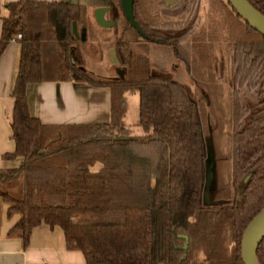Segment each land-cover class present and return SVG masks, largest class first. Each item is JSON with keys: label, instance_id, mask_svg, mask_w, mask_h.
<instances>
[{"label": "trees", "instance_id": "obj_1", "mask_svg": "<svg viewBox=\"0 0 264 264\" xmlns=\"http://www.w3.org/2000/svg\"><path fill=\"white\" fill-rule=\"evenodd\" d=\"M123 1L109 2L117 15L111 29L120 16L126 24L113 43L119 69L114 79L85 70L79 58L86 36L77 38L72 25L81 24L84 8L31 0L6 7L0 56L13 40L20 47L10 93L15 149L2 159L21 163L0 170V211L7 203L8 215L20 216L9 234L26 246L35 227H59L66 248L81 252L86 264H243L242 235L264 208V36L225 1L243 22L245 38L228 31L234 73L227 152L220 155L204 120L211 107L205 90L211 87L203 81L212 79L214 59L195 57L204 47L196 33L203 0H172L174 9L180 4L186 13L197 11L176 33L167 31L176 30L167 17L179 18L168 0H133L134 25ZM247 2L264 15V0ZM183 44L193 58L181 51ZM138 46L146 52H137ZM167 68L172 72H161ZM183 71L195 87L192 96L177 81ZM60 82L108 88L109 122L52 126L32 117L27 87ZM134 93L142 136L132 135L124 122L126 96ZM219 161L229 171L221 182ZM256 259L264 264V240Z\"/></svg>", "mask_w": 264, "mask_h": 264}, {"label": "crops", "instance_id": "obj_2", "mask_svg": "<svg viewBox=\"0 0 264 264\" xmlns=\"http://www.w3.org/2000/svg\"><path fill=\"white\" fill-rule=\"evenodd\" d=\"M18 0H0V35L2 19L9 3ZM79 5L86 10L109 7L110 0H31ZM106 16V15H105ZM113 56L117 62L115 52ZM20 47L10 42L0 56V170L17 168L21 159L3 160L2 156L15 149L11 140L13 99L10 96L18 69ZM111 58V56H110ZM30 115L44 125L106 124L110 119V90L82 83H43L27 87ZM9 205L3 203L0 211V264H86L81 252L68 250L59 227L41 224L32 230L24 246L17 235H10L19 221L18 214L8 215Z\"/></svg>", "mask_w": 264, "mask_h": 264}, {"label": "rangeland", "instance_id": "obj_3", "mask_svg": "<svg viewBox=\"0 0 264 264\" xmlns=\"http://www.w3.org/2000/svg\"><path fill=\"white\" fill-rule=\"evenodd\" d=\"M168 10L170 12L177 13L179 18L167 17L166 23L171 24L173 29L168 32L178 31L179 28L184 27L185 22H190L195 18L196 9L189 10L184 12V6L178 5L175 9L173 8L175 2L172 0L167 1ZM202 7L199 10L198 14V28L196 33L202 36V42L204 47L198 48L196 51L195 57L196 60H200L203 54H208L213 57V68H212V79L205 80V84L208 89L205 90L209 94V100L211 107L205 111V126L207 128H213L212 131V147L213 152H218L222 155L227 152V135L229 131L228 119H229V107H230V94L232 90V79L234 73V66L232 62L231 51L228 45L227 36L228 31L231 29L237 38H245L244 34V25L241 20L239 21L231 9L227 6L225 0H203L201 3ZM123 10L125 11V3H123ZM116 13L109 11L106 13V19L109 21H114L116 18ZM182 19V20H181ZM175 23H182L181 26H173ZM126 24L123 18L120 16L119 24L115 30L102 29L94 21L93 11L91 10H82V20L81 24L78 26L77 31L79 36L81 35L80 29H86V43H82L81 52L79 58L83 59L84 69L93 73L101 79H114L119 77L118 64L115 61L113 56V43L116 39L122 34L123 28ZM168 27V25H167ZM126 37V36H125ZM124 37V38H125ZM128 39V38H127ZM185 49L181 48V51L184 52L187 50L189 58H193V55L190 51V45L183 44ZM187 45V46H186ZM137 52L140 54L145 53L144 47L138 46ZM111 56V58H110ZM150 58H154L152 53L149 54ZM160 56L156 55L155 59H159ZM73 61L74 56L71 58ZM157 59V60H158ZM174 68H177V64L174 65ZM160 71V70H159ZM161 72H172L170 69H164ZM177 81L181 83L182 87L186 92L192 96V93L195 91V87L192 84L188 75L183 71ZM174 79V78H173ZM208 83V84H207ZM205 87V86H204ZM249 96V95H248ZM127 113L124 119L126 127H128L132 135L142 136L145 134L141 127H138V111H139V96L137 93L128 94L127 96ZM253 96L250 95L248 98L251 100ZM211 159L212 151L210 152ZM219 155V157H220ZM227 165L219 161V175L218 179L221 182L224 177L228 174ZM211 172L208 174L207 178V188L211 185ZM208 192L205 193V198L208 200ZM201 257V256H200Z\"/></svg>", "mask_w": 264, "mask_h": 264}, {"label": "water", "instance_id": "obj_4", "mask_svg": "<svg viewBox=\"0 0 264 264\" xmlns=\"http://www.w3.org/2000/svg\"><path fill=\"white\" fill-rule=\"evenodd\" d=\"M225 1L230 5V7L245 23H247L254 31L264 36V15H262L260 12L255 10L247 2V0H225ZM123 3H125L126 6L125 11L123 10V6H122L123 13L128 19V21L134 25L132 20V10H131L133 0H124L122 2V5ZM110 10H111L110 7H101L93 11L94 21L100 28L109 29L115 26V21H109L105 17L106 13L109 12ZM72 29L74 35L77 38H80L82 41H85L86 34L84 30L79 36L76 23H73ZM211 167H212V163H210L209 165L208 174L209 172H211L213 178ZM263 240H264V208L249 223V225L247 226V228L245 229L242 235L241 244H240V254L243 264H258L256 259V252L258 246L261 245Z\"/></svg>", "mask_w": 264, "mask_h": 264}, {"label": "built area", "instance_id": "obj_5", "mask_svg": "<svg viewBox=\"0 0 264 264\" xmlns=\"http://www.w3.org/2000/svg\"><path fill=\"white\" fill-rule=\"evenodd\" d=\"M17 39H20V36H18ZM13 42H15V41L13 40Z\"/></svg>", "mask_w": 264, "mask_h": 264}]
</instances>
